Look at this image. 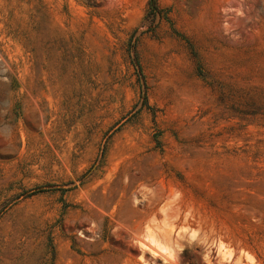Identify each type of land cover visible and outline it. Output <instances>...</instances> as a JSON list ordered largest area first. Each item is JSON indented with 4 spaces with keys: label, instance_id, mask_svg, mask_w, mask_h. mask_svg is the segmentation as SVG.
<instances>
[{
    "label": "rangeland",
    "instance_id": "374dc122",
    "mask_svg": "<svg viewBox=\"0 0 264 264\" xmlns=\"http://www.w3.org/2000/svg\"><path fill=\"white\" fill-rule=\"evenodd\" d=\"M0 264H264V0H0Z\"/></svg>",
    "mask_w": 264,
    "mask_h": 264
},
{
    "label": "bare ground",
    "instance_id": "6f19581e",
    "mask_svg": "<svg viewBox=\"0 0 264 264\" xmlns=\"http://www.w3.org/2000/svg\"><path fill=\"white\" fill-rule=\"evenodd\" d=\"M151 241H152V240H151ZM153 241H154V240H153ZM140 244H142V243H140ZM153 245H154V244H153ZM219 245H220V244H219ZM219 245H218V246H219ZM144 246H145V245H144ZM144 246L142 245V247H144ZM219 249H220V248H219ZM219 249H218V250H219ZM162 250H163V249H162ZM165 251H166V250H165ZM219 252H220V251H219ZM153 253H154V252H153ZM156 254H157V253H156ZM207 254H208V253H207ZM173 255H174V254H173ZM174 256H175V255H174ZM174 256H173V257H174ZM169 257H171V256H169ZM209 257H210V256H209ZM208 259H209V258H208Z\"/></svg>",
    "mask_w": 264,
    "mask_h": 264
}]
</instances>
